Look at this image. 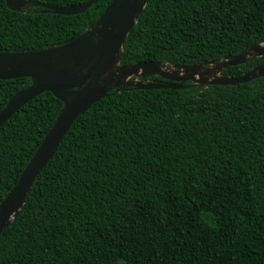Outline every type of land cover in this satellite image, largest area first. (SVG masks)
<instances>
[{
	"label": "trees",
	"instance_id": "16d2710c",
	"mask_svg": "<svg viewBox=\"0 0 264 264\" xmlns=\"http://www.w3.org/2000/svg\"><path fill=\"white\" fill-rule=\"evenodd\" d=\"M111 2L65 15L0 0V52L64 42ZM259 43L264 0H149L121 63L194 65ZM263 62L222 74L238 77ZM31 83L0 79V111ZM184 85L123 90L82 113L0 234V264H264V76ZM62 107L45 91L0 128V204Z\"/></svg>",
	"mask_w": 264,
	"mask_h": 264
},
{
	"label": "water",
	"instance_id": "95a60500",
	"mask_svg": "<svg viewBox=\"0 0 264 264\" xmlns=\"http://www.w3.org/2000/svg\"><path fill=\"white\" fill-rule=\"evenodd\" d=\"M12 10L78 14L100 0H88L79 5L58 6L34 0H5ZM149 0H112L102 15L83 32L64 42L31 51L0 52V79L30 77L32 83L14 94L0 111V128L25 104L45 91L52 92L63 102L55 123L47 132L35 154L23 170L19 181L0 204V234L20 214L31 188L42 169L57 152L58 147L76 119L95 102L110 94L131 88L181 89L187 81L194 85H235L264 76V62L238 77L222 74L224 68L240 65L249 57L264 56V43L251 44L238 54L206 60L194 65H174L161 61L122 64L126 39L138 22ZM219 76L199 72L214 64ZM165 68H173L168 71ZM175 68V69H174ZM153 75L165 82H144ZM138 77L140 80H136Z\"/></svg>",
	"mask_w": 264,
	"mask_h": 264
},
{
	"label": "rangeland",
	"instance_id": "374dc122",
	"mask_svg": "<svg viewBox=\"0 0 264 264\" xmlns=\"http://www.w3.org/2000/svg\"><path fill=\"white\" fill-rule=\"evenodd\" d=\"M252 59V57H249V59L248 60H251ZM224 61V59H222V58H220V61ZM215 65H216V63H214V64H208V65H204L200 70H199V72H205V74L206 73H210L209 72V70L207 69V68H210L211 70H212V72L210 73V75H209V78L211 79V78H213L214 77V75H217V76H219V74H220V72H218L216 69H215ZM165 69H168V68H165ZM175 69V68H174ZM173 70V68H170V69H168V71H172ZM136 80H140L138 77H134ZM144 82H150L147 78L144 80ZM192 82V81H191Z\"/></svg>",
	"mask_w": 264,
	"mask_h": 264
},
{
	"label": "flooded vegetation",
	"instance_id": "af4514ba",
	"mask_svg": "<svg viewBox=\"0 0 264 264\" xmlns=\"http://www.w3.org/2000/svg\"><path fill=\"white\" fill-rule=\"evenodd\" d=\"M187 82H189V81H187Z\"/></svg>",
	"mask_w": 264,
	"mask_h": 264
}]
</instances>
